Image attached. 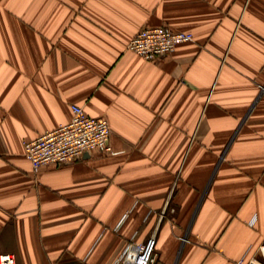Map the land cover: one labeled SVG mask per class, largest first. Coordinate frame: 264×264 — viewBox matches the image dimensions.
I'll list each match as a JSON object with an SVG mask.
<instances>
[{
	"label": "crops",
	"instance_id": "crops-1",
	"mask_svg": "<svg viewBox=\"0 0 264 264\" xmlns=\"http://www.w3.org/2000/svg\"><path fill=\"white\" fill-rule=\"evenodd\" d=\"M156 25L193 39L127 48ZM262 85L264 0H0V253L112 264L154 233L155 264L259 258ZM74 103L108 119L115 152L34 171L25 142Z\"/></svg>",
	"mask_w": 264,
	"mask_h": 264
},
{
	"label": "built area",
	"instance_id": "built-area-1",
	"mask_svg": "<svg viewBox=\"0 0 264 264\" xmlns=\"http://www.w3.org/2000/svg\"><path fill=\"white\" fill-rule=\"evenodd\" d=\"M192 39V32L175 30L168 25L143 26L128 41L127 48L145 59L155 60ZM71 108L72 116L68 122L25 142L24 154L31 161L34 171L50 163L75 161L87 152H115L110 143L112 129L108 119L88 114L79 104L74 103ZM155 246L154 233L142 242L130 240L112 264H155ZM258 251L259 258H251L247 262L240 258L230 264H264V243L258 247ZM0 264H16L15 255L0 253Z\"/></svg>",
	"mask_w": 264,
	"mask_h": 264
}]
</instances>
